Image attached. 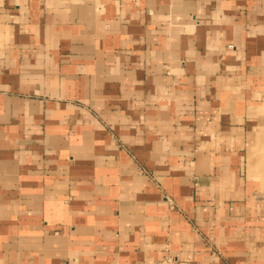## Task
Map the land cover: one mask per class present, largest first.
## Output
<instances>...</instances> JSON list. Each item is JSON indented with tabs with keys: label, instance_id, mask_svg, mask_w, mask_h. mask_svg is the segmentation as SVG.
<instances>
[{
	"label": "crops",
	"instance_id": "crops-1",
	"mask_svg": "<svg viewBox=\"0 0 264 264\" xmlns=\"http://www.w3.org/2000/svg\"><path fill=\"white\" fill-rule=\"evenodd\" d=\"M264 264V0H0V264Z\"/></svg>",
	"mask_w": 264,
	"mask_h": 264
},
{
	"label": "built area",
	"instance_id": "built-area-1",
	"mask_svg": "<svg viewBox=\"0 0 264 264\" xmlns=\"http://www.w3.org/2000/svg\"><path fill=\"white\" fill-rule=\"evenodd\" d=\"M154 264H188V261L179 260L174 255L167 253L160 260L154 262Z\"/></svg>",
	"mask_w": 264,
	"mask_h": 264
},
{
	"label": "rangeland",
	"instance_id": "rangeland-1",
	"mask_svg": "<svg viewBox=\"0 0 264 264\" xmlns=\"http://www.w3.org/2000/svg\"><path fill=\"white\" fill-rule=\"evenodd\" d=\"M176 257V256H175ZM183 261H188V260H183ZM188 264H189V261H188Z\"/></svg>",
	"mask_w": 264,
	"mask_h": 264
}]
</instances>
